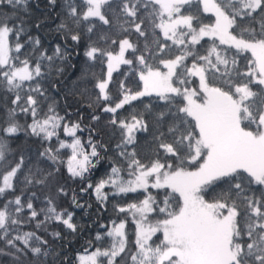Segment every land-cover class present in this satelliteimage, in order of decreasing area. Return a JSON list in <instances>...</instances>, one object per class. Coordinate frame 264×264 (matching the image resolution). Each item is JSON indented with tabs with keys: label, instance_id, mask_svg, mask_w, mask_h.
I'll list each match as a JSON object with an SVG mask.
<instances>
[{
	"label": "snow or ice",
	"instance_id": "obj_1",
	"mask_svg": "<svg viewBox=\"0 0 264 264\" xmlns=\"http://www.w3.org/2000/svg\"><path fill=\"white\" fill-rule=\"evenodd\" d=\"M45 7L51 51L0 0V264H264V0ZM69 67L87 117L50 94Z\"/></svg>",
	"mask_w": 264,
	"mask_h": 264
},
{
	"label": "trees",
	"instance_id": "obj_2",
	"mask_svg": "<svg viewBox=\"0 0 264 264\" xmlns=\"http://www.w3.org/2000/svg\"><path fill=\"white\" fill-rule=\"evenodd\" d=\"M35 3L36 0H31V4H32V16L31 19L35 20L37 17H47V23L44 24L42 26V28L37 32L35 30H33V35H38L41 38V42L44 45V47L48 48L49 51H51V49L55 46V44L57 42H59V37L58 34L56 32V24L59 23V20L57 19L56 15L54 12H51L50 10H48L45 5H46V0H39L40 3V8H35ZM69 50L71 51V46H69ZM76 51H78L80 53L79 56H76L75 53H73L72 57H71V63L73 64H77L78 66L82 65V59L81 57H83V49H77ZM97 71V73H99V68L95 69ZM126 71V67L122 66L120 70H118L117 72H115L113 75L114 77H119V79L123 80L124 77L120 76L119 73ZM79 76V72L76 71V69L74 68H67L66 70V74L63 78V80L61 81V91L59 93V95H57L56 93H50L51 95L55 96L56 99L59 101V105H58V110L60 111L61 115L64 114L65 111H71L73 113V118H75L76 115V111L77 109H79L81 111V113H83V115L85 117L88 116V111H86V104H87V100L83 97H81L75 87V82L77 80V77ZM115 83V81L113 82ZM65 99H67V103H65ZM23 122V120H22ZM28 122H31L30 118L28 120ZM87 122V121H86ZM139 135V133H138ZM88 137V132L85 131L83 133V138L85 140H87ZM105 139H108L107 136L104 137ZM22 144H25V146H30L35 148L36 145H29L26 144L25 141H21ZM74 190H76L77 192L78 187L76 185L72 186ZM95 196L94 193L92 194L91 197L81 193L80 194V202L84 203L85 200H88L89 202L94 201ZM69 200H71V193L69 194ZM90 212L95 211V206L93 209L88 210ZM77 220L81 223H84L85 221L88 220L87 216H84L83 220H81V214L79 212V210H77ZM96 216L95 214L92 216V219H95ZM90 237V233L85 232L83 234V236H66L63 242H57V249L60 250L61 248V243H62V247L63 250L66 251L68 253L69 256H72L76 251H78L81 247V245L84 244L85 239Z\"/></svg>",
	"mask_w": 264,
	"mask_h": 264
}]
</instances>
